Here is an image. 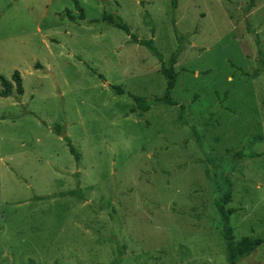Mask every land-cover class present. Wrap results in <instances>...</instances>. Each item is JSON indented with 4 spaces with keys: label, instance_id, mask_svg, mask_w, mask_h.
Returning <instances> with one entry per match:
<instances>
[{
    "label": "rangeland",
    "instance_id": "rangeland-1",
    "mask_svg": "<svg viewBox=\"0 0 264 264\" xmlns=\"http://www.w3.org/2000/svg\"><path fill=\"white\" fill-rule=\"evenodd\" d=\"M77 1L0 0V264H228L221 194L264 236V0ZM132 36L176 105L136 109L166 79Z\"/></svg>",
    "mask_w": 264,
    "mask_h": 264
},
{
    "label": "trees",
    "instance_id": "trees-1",
    "mask_svg": "<svg viewBox=\"0 0 264 264\" xmlns=\"http://www.w3.org/2000/svg\"><path fill=\"white\" fill-rule=\"evenodd\" d=\"M73 1H74V6L79 11L78 17L81 19L84 18V11L82 6L79 4L77 0H73ZM171 3L173 7H176L177 0H172ZM69 18L74 20L75 16L69 13ZM102 19L125 30L128 34H130L129 27L119 17L114 18V16L112 15L105 14L102 17ZM132 38L138 43L146 44L153 52V54L158 57V59L161 62L160 72L166 79V87L164 93L161 96H155L153 98L148 99L143 96L129 94L133 98L136 104V109H139L140 113H142L149 110L152 104L164 103L168 105H176L177 102L174 99H172L171 92L175 86L177 79V72L174 67L177 62V54L173 53L167 61H163L162 57L158 55L156 48L152 46V40L142 41L137 39V37L135 36H132ZM0 84H1L0 96H10L15 94L18 97V95L23 94L22 77L18 70H15L12 73L11 79H7L3 76H0ZM117 91L122 92L123 90L117 88ZM66 140L70 147V151L78 159L79 154L77 153L75 147L71 144L68 138H66ZM225 180L226 181L228 180L227 176L225 177ZM74 193L75 191L70 190L64 194L74 195ZM229 200H230V191L228 189L223 194H221L217 200V207H218L217 212L220 214L222 220L221 233L228 253V264H235L238 256L241 257L250 254L253 250L256 249L258 245L263 243L264 236L261 237L244 236L240 240L235 241L233 235V229L229 225V217L234 212V209L224 208L225 204Z\"/></svg>",
    "mask_w": 264,
    "mask_h": 264
}]
</instances>
